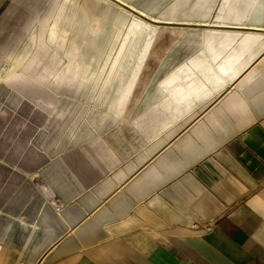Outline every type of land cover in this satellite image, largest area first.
<instances>
[{
	"label": "crops",
	"instance_id": "1",
	"mask_svg": "<svg viewBox=\"0 0 264 264\" xmlns=\"http://www.w3.org/2000/svg\"><path fill=\"white\" fill-rule=\"evenodd\" d=\"M51 1L62 0H0V18L18 30ZM159 2L137 5L153 15ZM244 19L206 36L219 48L227 34L231 60L246 38L237 59L249 62L229 85L204 48L166 47L107 108L106 130L69 138L39 185L10 193L0 264H264V13Z\"/></svg>",
	"mask_w": 264,
	"mask_h": 264
},
{
	"label": "rangeland",
	"instance_id": "2",
	"mask_svg": "<svg viewBox=\"0 0 264 264\" xmlns=\"http://www.w3.org/2000/svg\"><path fill=\"white\" fill-rule=\"evenodd\" d=\"M159 1L128 0L146 9ZM195 1L163 0L159 2L163 4L162 7L153 16L162 17L160 20L165 21L205 19L192 13ZM58 4L57 1H51L39 15L34 9L23 27L11 32L6 30L4 20L0 18V255L5 253V200L10 197V193L27 187L29 177H33L34 185H39V172L48 169L46 165L49 158L63 153L69 138L99 136L103 129L106 130L104 118L108 116L107 112H112L107 108L115 107L118 100L122 99L118 86L129 80L131 75L144 72V60L159 59V53L162 52L161 59H164L165 50L159 52V46L164 49L168 47L174 53L181 52V43L187 44L189 49L198 47L203 50L209 29L213 28L208 25L172 23L154 26L155 31L151 33L154 42L146 47H153L154 52L146 54L144 46L140 48L142 56L138 55L135 61L130 58L115 61L116 56L126 51L120 49V45H123L127 28L112 23L118 4L114 0H78L74 25L68 37L75 40L69 45L73 58L65 61L66 64L70 63L69 68L59 69L66 76L59 82L53 78L55 75L44 80H33L32 77H36L41 68H29L30 60L37 51L39 32L51 22ZM121 11L137 14L125 5H122ZM230 12L226 8L221 13H214L210 19L215 24L220 20L231 21ZM191 26L203 29L188 31ZM160 33L164 35L160 36ZM88 37L93 40L90 44L85 42ZM65 51L63 54L67 55ZM45 59H41L42 63ZM120 64L129 65L128 71L121 75L119 71L115 74ZM158 64L160 66L155 68V72L163 69V62ZM76 70H80L82 76L73 79L75 75L71 72ZM30 71L36 75L32 73L29 76L27 73Z\"/></svg>",
	"mask_w": 264,
	"mask_h": 264
},
{
	"label": "bare ground",
	"instance_id": "3",
	"mask_svg": "<svg viewBox=\"0 0 264 264\" xmlns=\"http://www.w3.org/2000/svg\"><path fill=\"white\" fill-rule=\"evenodd\" d=\"M77 1L78 0H62L57 5L55 13L51 18V22L46 27H43L39 32L37 51L34 54L33 58H31L30 60L31 65L29 66V68L31 66H35L34 69L32 70H35L38 66H41V68L39 67L40 68L38 72L39 74H37L36 77H32L33 80H44L49 76L55 75V77L53 78H55V80L57 79V81L59 82L63 80L64 77L66 76V74L60 72L59 69L61 67H64L66 69L69 68L70 63L66 64L65 61L68 60L70 61L73 58L72 47L70 48L69 45L71 43H74L75 40L73 38L70 39L68 37L74 25V17L76 16L75 9H76ZM117 1H118L117 3L118 7L115 8L116 15L113 17L112 23H114L119 27L125 26L127 28V32L125 33L126 37L124 38L123 45L122 44L120 45V49L123 48L126 51L124 52V54H119L118 56H116L115 61H117L118 59L122 60L127 58L134 60L136 57H138V55L142 56L140 55L141 54L140 48L144 46L146 48L147 46L152 45L154 42L153 39L151 38V33L155 31L154 26L159 27V25H162L164 23H173L180 25H202V26L208 25V26H221V27L234 26V25L245 26L247 23L243 22L246 20L244 19V17L252 16V19H248V20L253 21L255 19V16H259L262 13H264V0H196L193 5L192 12L196 13V15L205 17V19L187 18L183 20L177 19V21H165V20H160V18L162 19V17L153 16L149 11L139 8V6L136 3H130L128 2V0H117ZM220 1H223L224 3L221 2L220 5L219 3ZM106 5L109 6L108 4ZM122 5L129 7V9L137 12V14L132 13V15H130L128 13H124L123 11H121ZM222 6H227L230 8L231 12L229 13V16L232 15L231 17L234 19H231L229 17L232 21L220 20L215 24L214 23L215 21L210 19V16L213 15L212 12L215 9V7L217 9ZM157 9L158 6L150 8V11H156ZM144 16L148 19H145ZM257 25L258 24L252 26L256 27ZM159 35L163 36L164 34L160 33ZM213 38L214 36H211L209 37L208 40L204 41L205 43L204 51L206 52L205 59L209 61L211 64L210 68L207 69L210 71L215 70L217 77L220 80L219 83L220 86L225 87L229 85L234 78H236L242 73V71L245 69V67L249 62L244 60L239 61V59H237L239 58L240 49H242L244 43L246 42V38L244 36H237V39H241L242 43L234 48V51L232 52V60L230 59V53L228 51L230 37L227 34L225 35L222 34L219 37H216L220 41L219 48L217 47L214 48ZM85 42L86 44L88 43L90 44V42H93V40L89 39L88 37ZM128 47H130L131 50H127ZM65 50L68 52L67 55L63 54V51ZM164 50L165 49L162 48V46H159V52H162ZM145 53L151 54L152 50L150 51L148 47L146 48ZM42 57L43 58L46 57L43 63L41 61V59H43ZM218 58L219 61H217ZM234 58L237 59L235 62L238 63V64L236 63L235 66L233 65ZM213 61H216L214 65H213ZM128 66H123L120 64L116 69L115 74H118V71L120 75L123 74L125 71L127 72ZM152 67H153V63L151 62L148 63L145 66L144 72L135 76L133 82L131 81L123 82L118 86V89L121 91L122 94H127L133 92L134 90H138V88L142 85V83L140 82L146 79ZM31 71L27 74L29 75L34 73V72L31 73ZM79 71L76 70L71 72L72 75H75L73 79L82 76L80 73L81 71L80 72ZM92 73L93 72H91L90 75H92ZM34 74L36 75V73ZM136 80H139V82H135Z\"/></svg>",
	"mask_w": 264,
	"mask_h": 264
}]
</instances>
